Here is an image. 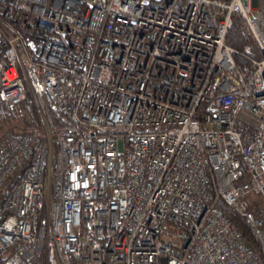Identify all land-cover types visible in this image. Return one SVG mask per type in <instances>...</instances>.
Segmentation results:
<instances>
[{"label": "built area", "instance_id": "1", "mask_svg": "<svg viewBox=\"0 0 264 264\" xmlns=\"http://www.w3.org/2000/svg\"><path fill=\"white\" fill-rule=\"evenodd\" d=\"M29 99L0 264H264V0H0V101Z\"/></svg>", "mask_w": 264, "mask_h": 264}, {"label": "trees", "instance_id": "2", "mask_svg": "<svg viewBox=\"0 0 264 264\" xmlns=\"http://www.w3.org/2000/svg\"><path fill=\"white\" fill-rule=\"evenodd\" d=\"M224 43L234 49L235 54L233 55V59L240 65L247 64V56H258L256 45L250 36L247 26L244 21L236 15L232 16V26L226 32ZM245 45L250 46V53L248 55L243 53V47ZM13 122H18L20 129L23 130L38 125V116L34 100L29 99L27 101H22L15 107H8L0 101V127L10 128ZM227 218L239 230L244 243L250 249L257 250L256 241L252 237L244 218L236 213L227 215Z\"/></svg>", "mask_w": 264, "mask_h": 264}, {"label": "rangeland", "instance_id": "3", "mask_svg": "<svg viewBox=\"0 0 264 264\" xmlns=\"http://www.w3.org/2000/svg\"><path fill=\"white\" fill-rule=\"evenodd\" d=\"M10 128L0 127V139H1L2 136H4V134H6L9 131L19 130L20 129V126H19L18 122H13L11 124Z\"/></svg>", "mask_w": 264, "mask_h": 264}]
</instances>
